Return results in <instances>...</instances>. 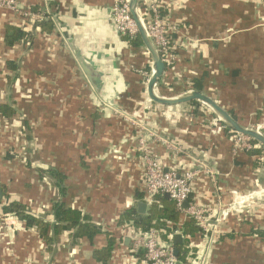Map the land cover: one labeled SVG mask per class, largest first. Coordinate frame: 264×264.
Listing matches in <instances>:
<instances>
[{
	"label": "crops",
	"instance_id": "obj_1",
	"mask_svg": "<svg viewBox=\"0 0 264 264\" xmlns=\"http://www.w3.org/2000/svg\"><path fill=\"white\" fill-rule=\"evenodd\" d=\"M153 1L174 26L178 54L157 93L199 90L245 126L264 132V0ZM114 2L20 0L24 9L40 7L28 25L17 12L0 9V264H147L133 248V222L124 219L143 193L142 130L166 169L199 171L190 199L208 210L212 224L188 246L186 236L175 245L173 233L180 253L199 249L200 259L188 253L186 262L264 264V146L233 148L234 133L202 102L197 113L190 102H152L144 75L153 68L152 58L143 43L117 39L109 16ZM56 16L69 23L82 52L103 73L98 91ZM42 20L53 29L37 26ZM18 28L34 33L31 41L9 43L6 35ZM6 200L49 221L51 242L5 215ZM56 202L80 209L101 231L92 237L76 236L73 229L56 234Z\"/></svg>",
	"mask_w": 264,
	"mask_h": 264
},
{
	"label": "built area",
	"instance_id": "obj_2",
	"mask_svg": "<svg viewBox=\"0 0 264 264\" xmlns=\"http://www.w3.org/2000/svg\"><path fill=\"white\" fill-rule=\"evenodd\" d=\"M143 4V8L138 7V12L141 20L151 37L159 49L167 69L173 68L176 65L178 54L171 38V29L174 26L169 21L166 15L160 13V6L153 0H140ZM130 0H115L113 6V18L116 21L120 31L128 38L134 39L138 35V27L130 13L129 7ZM0 9L12 10L21 15L24 24L34 22V14L29 9H24L20 5V0H0ZM151 71L144 72L147 82L151 76ZM167 71V70H166ZM219 122L222 120L219 119ZM260 130V128H254ZM232 131L230 128L228 129ZM233 148L236 150L241 147L252 148V138L249 136L232 131ZM150 140L148 134L141 131L139 136V144L142 152L144 163V201L147 205L153 204L158 194H169V198L174 200L177 207L185 212V216L189 219L195 220L204 230L208 227L206 208L197 206L196 204H190L188 207H183L185 201H189L191 197V181L197 176L198 170H186L178 172L175 169H166L164 163L153 154L150 147ZM173 151L179 152L180 149L170 144L169 147ZM247 196V195H245ZM244 196V198H246ZM242 201L244 198L241 196ZM10 218L14 216L11 214H5ZM15 218V217H14ZM136 230L133 236V248L136 252H143L144 259L147 264H180L176 260L174 254L173 244L164 246L160 240L158 231L155 229L149 231H143L132 224ZM177 233L184 232L180 228L176 230Z\"/></svg>",
	"mask_w": 264,
	"mask_h": 264
},
{
	"label": "trees",
	"instance_id": "obj_3",
	"mask_svg": "<svg viewBox=\"0 0 264 264\" xmlns=\"http://www.w3.org/2000/svg\"><path fill=\"white\" fill-rule=\"evenodd\" d=\"M139 5L141 8H143V4H141V2L139 3ZM39 9V6H32L30 8V11L38 12ZM160 13L163 14V12L161 11ZM37 26H40L42 27V29L47 30H52L54 27L53 23L50 20H42L38 22ZM33 36L34 33H32L31 31H25L21 28H18L15 29L14 34L11 35L8 33L6 35V40L9 43H13L15 40L24 38L31 41ZM125 38L129 40L133 46L142 44L139 35L131 40L127 36H125ZM8 65L10 66V68L16 67V64L13 61H9ZM200 104L201 103L199 101H192L189 103V105L192 107L193 113H197L198 109L200 108ZM5 107L6 106H2L1 109H4ZM10 112L11 110L8 111V113H5L4 111L5 114H9ZM252 141L256 142L253 139ZM52 173L62 181L63 177L59 172L52 171ZM61 189L63 192L64 188ZM144 198V193L137 194V199H139L140 201H144ZM189 203H192L190 198ZM2 210L5 214H11L16 219L23 222L27 228H37L40 237L48 243L51 242L52 239L50 228L52 224L44 218H41L34 214L25 204L18 201L6 200L3 203ZM53 213L56 218V234L61 233L63 230L66 231L73 229L75 230L74 235L76 236L86 234L89 237H92L101 231L100 226L90 221L87 216H83L80 209L66 207L62 202H56L54 204ZM181 216L182 209L177 207V204L174 202V200L166 197L165 194H158L153 204L150 205V208L146 215H141L136 207H132L125 213L124 219L127 221H132L136 227L142 229L143 231H149L152 229L157 230L160 240L164 246L173 243V233L179 228L180 223H182L183 232L186 235L185 243L183 245L188 246L190 244V240L197 234H202L204 232V229L193 219L182 222ZM112 248L113 245L110 241L109 246L104 249L103 253L109 256L111 254ZM187 252L190 253L189 256L192 257L193 260L198 261L200 259L198 248L187 247ZM188 253H179L178 255H176L177 262L180 264H189L186 262L188 259ZM96 255L99 257V253H96ZM141 255L144 257L143 252H141Z\"/></svg>",
	"mask_w": 264,
	"mask_h": 264
},
{
	"label": "water",
	"instance_id": "obj_4",
	"mask_svg": "<svg viewBox=\"0 0 264 264\" xmlns=\"http://www.w3.org/2000/svg\"><path fill=\"white\" fill-rule=\"evenodd\" d=\"M140 0H130L129 7L130 13L138 27V35L146 47L148 53L150 54L153 61V71L149 80L147 82V92L149 99L155 104L173 107L181 104L189 103L192 101H199L206 104L211 110H213L219 118L225 123V125L230 128L232 131L238 132L240 134L249 136L256 142H259L264 146V132L258 129H254L248 126H245L238 120H236L223 106H221L214 98L210 95L205 94L199 90H193L186 94L173 97H164L157 93L156 86L160 78L164 75L167 70L166 63L164 62L162 55L157 48L154 41L149 36L138 12ZM111 27L114 29L117 39L125 38V35L120 31L116 21L113 18V7L109 11ZM55 22L62 28L66 40L71 47L72 51L75 54L77 61L79 62L81 68L86 74L88 80L92 84L95 90H99L102 84V75L101 71H96L95 61L87 59L86 54L82 52L80 47L77 44L74 31L72 30L69 23L62 21L56 16L54 18ZM129 41V40H128ZM130 42V41H129ZM169 198V194H165ZM3 198V189L0 187V200ZM189 201H185L183 207H188ZM147 203L145 201L137 202V210L141 214L147 213ZM209 223L212 224V221L209 220ZM184 242L183 235L181 233H176L174 235V244L179 245ZM180 253L179 248H175L174 254L178 255Z\"/></svg>",
	"mask_w": 264,
	"mask_h": 264
}]
</instances>
